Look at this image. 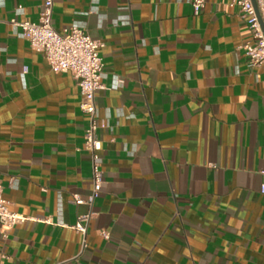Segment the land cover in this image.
<instances>
[{
  "label": "crops",
  "instance_id": "0c3cea01",
  "mask_svg": "<svg viewBox=\"0 0 264 264\" xmlns=\"http://www.w3.org/2000/svg\"><path fill=\"white\" fill-rule=\"evenodd\" d=\"M43 0H0V179L12 211L0 264H264V66L231 0H54L53 24L103 43L101 191L86 243L89 117L11 22ZM50 218L52 222H45ZM107 231L110 237L102 235Z\"/></svg>",
  "mask_w": 264,
  "mask_h": 264
},
{
  "label": "built area",
  "instance_id": "2783aa9c",
  "mask_svg": "<svg viewBox=\"0 0 264 264\" xmlns=\"http://www.w3.org/2000/svg\"><path fill=\"white\" fill-rule=\"evenodd\" d=\"M206 3L207 0H192L193 13L200 15ZM231 6L240 9L242 17L246 18L252 31L250 39L244 44L250 66L263 67L264 0H231ZM53 14L54 0H43L38 21L12 19L11 22L20 27L21 35L29 41L34 50L44 54L52 71L72 73L80 87V108L89 117L84 139L85 148L92 158L93 187L87 198L74 194L72 201L75 204H87L89 210L80 215L71 227L83 235L85 245L88 224L93 216V204L101 191L104 175L101 156L103 141L99 130L105 128L107 124L99 116L96 100L98 90L104 87L102 83L104 62L100 54L103 43L92 38L84 29L76 25L65 28L63 32L58 31L53 24ZM262 173L264 174V170ZM2 189L0 179V228L7 236L8 230L24 223L28 217L9 208V203L2 196ZM45 222L52 221L50 218H45ZM102 235L107 239L110 237L107 231H103Z\"/></svg>",
  "mask_w": 264,
  "mask_h": 264
},
{
  "label": "water",
  "instance_id": "95a60500",
  "mask_svg": "<svg viewBox=\"0 0 264 264\" xmlns=\"http://www.w3.org/2000/svg\"><path fill=\"white\" fill-rule=\"evenodd\" d=\"M255 2V1H254ZM256 4V3H255ZM257 12H258V15H259V17H260V14H259V11H258V9H257ZM261 23H262V25H263V22H262V19H261ZM264 27V26H263Z\"/></svg>",
  "mask_w": 264,
  "mask_h": 264
}]
</instances>
